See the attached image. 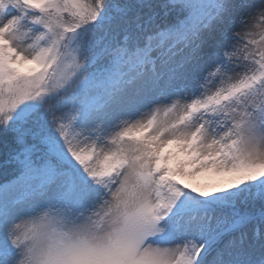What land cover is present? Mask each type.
Wrapping results in <instances>:
<instances>
[{
	"label": "snow or ice",
	"instance_id": "obj_1",
	"mask_svg": "<svg viewBox=\"0 0 264 264\" xmlns=\"http://www.w3.org/2000/svg\"><path fill=\"white\" fill-rule=\"evenodd\" d=\"M0 264H264V0H0Z\"/></svg>",
	"mask_w": 264,
	"mask_h": 264
},
{
	"label": "trees",
	"instance_id": "obj_2",
	"mask_svg": "<svg viewBox=\"0 0 264 264\" xmlns=\"http://www.w3.org/2000/svg\"><path fill=\"white\" fill-rule=\"evenodd\" d=\"M3 152V149L2 148H0V153H2ZM0 159H2V156H0Z\"/></svg>",
	"mask_w": 264,
	"mask_h": 264
}]
</instances>
